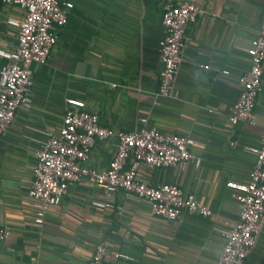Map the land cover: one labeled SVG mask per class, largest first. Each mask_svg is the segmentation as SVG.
Returning a JSON list of instances; mask_svg holds the SVG:
<instances>
[{
	"label": "crops",
	"instance_id": "crops-1",
	"mask_svg": "<svg viewBox=\"0 0 264 264\" xmlns=\"http://www.w3.org/2000/svg\"><path fill=\"white\" fill-rule=\"evenodd\" d=\"M183 0H74L45 63L30 65L31 106L19 109L0 135V264H86L105 242L111 264H214L242 205L227 182H246L255 164L248 147L264 133V72L254 122L229 121L239 76L250 66L247 49L264 18V0H194L201 8L185 35L182 61L170 96L158 94L159 42L165 4ZM0 3V49L17 45L22 19ZM7 59L0 56V67ZM203 65H208L204 68ZM264 66V62H263ZM224 69L229 73L225 74ZM84 102L113 130L147 124L192 138L199 162L138 171L150 185L173 183L211 210L176 220L152 214L149 203L121 189L107 195L88 179L69 186L58 205L37 223L28 193L37 153L61 128L67 99ZM114 136L97 140L86 163L105 169L116 151ZM244 264H264V218Z\"/></svg>",
	"mask_w": 264,
	"mask_h": 264
},
{
	"label": "built area",
	"instance_id": "built-area-1",
	"mask_svg": "<svg viewBox=\"0 0 264 264\" xmlns=\"http://www.w3.org/2000/svg\"><path fill=\"white\" fill-rule=\"evenodd\" d=\"M1 4L14 5L23 14L20 20H10L18 28L17 45L12 50L0 49L7 63L0 67V135L13 121L19 109L31 106L30 89L33 84L30 65L45 63L57 39L53 24H64L74 0H0ZM201 8L194 0H183L173 5L165 4L162 11L164 35L159 42L162 69L158 94H171L178 73L185 35L190 24L197 21ZM250 58L248 70L239 76L241 90L232 103L229 121L254 122V107L262 89L264 72V18L247 49ZM208 68V65H203ZM225 74L229 73L224 69ZM84 102L67 99V108L59 133L47 139L37 153L33 179L28 193L38 210L37 223L49 207L58 205L69 186L88 179L103 189L107 195L116 190L133 193L145 199L152 214L176 220L184 212L207 217L211 210L199 202L191 192H185L173 183L150 185L138 179L141 167H170L187 161L199 162L191 152L192 138L164 132L147 124L137 129L113 130L104 126L95 112L85 109ZM114 136L116 151L105 169L89 166L86 160L97 140ZM256 160L246 182L228 181L235 199L242 205L237 221L226 234V240L214 264H244L249 250L264 218V133L260 144L248 147ZM9 230L0 227V241L7 238ZM106 245L100 240L86 264H111L106 261Z\"/></svg>",
	"mask_w": 264,
	"mask_h": 264
}]
</instances>
